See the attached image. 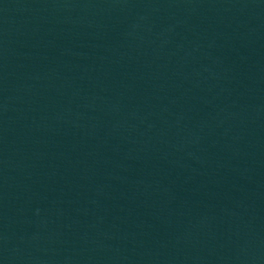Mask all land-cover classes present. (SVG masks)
I'll return each mask as SVG.
<instances>
[{
    "label": "water",
    "instance_id": "water-1",
    "mask_svg": "<svg viewBox=\"0 0 264 264\" xmlns=\"http://www.w3.org/2000/svg\"><path fill=\"white\" fill-rule=\"evenodd\" d=\"M0 264H264V0H0Z\"/></svg>",
    "mask_w": 264,
    "mask_h": 264
}]
</instances>
